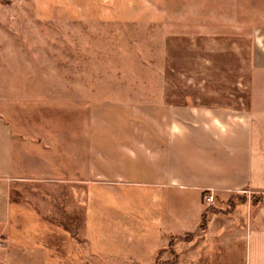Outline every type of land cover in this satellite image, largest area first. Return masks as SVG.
<instances>
[{
    "label": "rangeland",
    "instance_id": "374dc122",
    "mask_svg": "<svg viewBox=\"0 0 264 264\" xmlns=\"http://www.w3.org/2000/svg\"><path fill=\"white\" fill-rule=\"evenodd\" d=\"M256 30H264V0H0V120L28 138L24 174L55 185L85 178L111 186L116 175L148 180L144 153L174 115L170 106L210 108L219 92L237 103L244 95ZM111 142L118 154L137 155L127 176L96 154ZM145 191L107 195L110 208L136 214L123 218L131 221L123 231L106 223L105 232L90 234L102 255L79 237L65 238L68 264H172L175 241L153 259L151 245L160 241L143 234ZM174 194L167 192V212L181 219L190 209L194 219L195 202L177 194L173 204ZM211 201L208 214L225 207Z\"/></svg>",
    "mask_w": 264,
    "mask_h": 264
},
{
    "label": "crops",
    "instance_id": "0c3cea01",
    "mask_svg": "<svg viewBox=\"0 0 264 264\" xmlns=\"http://www.w3.org/2000/svg\"><path fill=\"white\" fill-rule=\"evenodd\" d=\"M249 63L247 86L238 103L230 93L217 92L210 108L169 107L174 115L163 122L158 142L144 153L150 160L143 170L151 175L144 181L114 175L111 186L97 180L87 183L85 178L73 183L65 178L60 185L36 182L23 172L28 138L8 131L7 122L0 120V264H68L71 251L64 241L76 237L85 241L90 253L102 255L91 247L90 234L105 232L106 223L112 224L108 230L116 226L123 231L131 222L123 218L136 214L110 208L105 198L113 193L118 199L123 197L120 190L133 188L148 190L143 234L160 241L151 245L153 259L166 252L172 240V264H264V30L254 32ZM162 107L166 111L167 106ZM110 144L109 151L96 150L97 156L105 155L127 176L135 169L137 155L118 154ZM168 191L175 193L173 204L177 194L195 202L194 219L190 209L181 219L167 212ZM217 197L225 207L207 213L199 230L207 199ZM233 199L238 200L231 203ZM104 209L111 219H103ZM76 213L82 219H75Z\"/></svg>",
    "mask_w": 264,
    "mask_h": 264
},
{
    "label": "trees",
    "instance_id": "16d2710c",
    "mask_svg": "<svg viewBox=\"0 0 264 264\" xmlns=\"http://www.w3.org/2000/svg\"><path fill=\"white\" fill-rule=\"evenodd\" d=\"M207 213H208V210H205V211H204V214H203V218H202L201 223H200V226H199V230L202 229V228L204 227V225H205V222H206L205 217H206ZM189 236H190V235H189ZM172 242H173L172 240L169 241V244H168V248H169V250H170L171 247H172Z\"/></svg>",
    "mask_w": 264,
    "mask_h": 264
}]
</instances>
